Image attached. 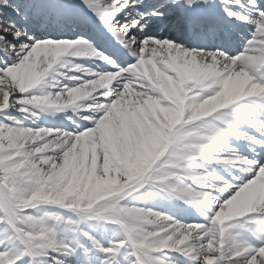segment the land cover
Segmentation results:
<instances>
[{"label": "snow or ice", "instance_id": "snow-or-ice-1", "mask_svg": "<svg viewBox=\"0 0 264 264\" xmlns=\"http://www.w3.org/2000/svg\"><path fill=\"white\" fill-rule=\"evenodd\" d=\"M0 264H264V0H0Z\"/></svg>", "mask_w": 264, "mask_h": 264}, {"label": "bare ground", "instance_id": "bare-ground-1", "mask_svg": "<svg viewBox=\"0 0 264 264\" xmlns=\"http://www.w3.org/2000/svg\"><path fill=\"white\" fill-rule=\"evenodd\" d=\"M78 59H88V57H80ZM47 119L51 120L53 118L48 117ZM231 139V138H229ZM241 146L243 144V142H240ZM146 207H151V208H155L161 211H166L169 214H180L182 212L183 209H181L182 207H184L183 203H180V201L178 200H162L159 197L154 198L152 200H148L145 204ZM96 227V224L94 225ZM92 227V228H95ZM89 230V226L86 227Z\"/></svg>", "mask_w": 264, "mask_h": 264}, {"label": "rangeland", "instance_id": "rangeland-1", "mask_svg": "<svg viewBox=\"0 0 264 264\" xmlns=\"http://www.w3.org/2000/svg\"><path fill=\"white\" fill-rule=\"evenodd\" d=\"M185 207H186V206H185ZM187 208H188V206H187ZM187 208H184V209H187ZM189 210H190V209H189ZM40 211H42V209H41V210H38V211H37V214H39ZM94 225H95V222H94V221H86V222H84L83 224H81L80 227H83V228H85V230H88V229L86 228L87 226H89V227L92 228V227H95Z\"/></svg>", "mask_w": 264, "mask_h": 264}]
</instances>
